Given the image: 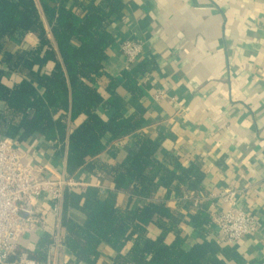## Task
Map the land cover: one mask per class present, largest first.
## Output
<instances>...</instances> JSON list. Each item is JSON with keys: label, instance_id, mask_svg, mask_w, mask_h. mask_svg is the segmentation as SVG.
I'll list each match as a JSON object with an SVG mask.
<instances>
[{"label": "crops", "instance_id": "0c3cea01", "mask_svg": "<svg viewBox=\"0 0 264 264\" xmlns=\"http://www.w3.org/2000/svg\"><path fill=\"white\" fill-rule=\"evenodd\" d=\"M61 3L73 6V0ZM118 8L121 16L112 24L114 40L103 63L105 75L98 82L103 101L112 99L113 105L100 107L99 113L109 118L119 111L137 119L139 131L146 137H162L154 159L174 173L180 174V167L194 163L200 166L204 176L199 191L167 195V190L159 187L153 200L181 212L180 236L185 238V248L202 241L199 232L185 223L188 214L204 203L212 219L225 208L219 194L235 190L238 207L256 219L258 231L228 246L220 243L212 222L204 236L235 252V257L217 255L224 264H264V0H120ZM124 39L143 44L132 65L141 67L134 74L132 90L130 83L124 85L126 60L119 49ZM22 44L34 47L37 38L29 33ZM22 44L9 43L17 48ZM112 81L116 84L109 92ZM159 92L164 96L157 99ZM56 137L51 129L45 135L13 142V147L25 164L40 167L45 177L78 180L80 185L70 191L83 194L95 188L101 198L112 194L118 208L127 206L128 193L116 190L108 171L98 167L113 168L122 162L133 148L134 134L122 139L105 134V149L92 160L91 171L67 166L70 143L66 139L62 147H56ZM138 200L140 205L147 201ZM32 205L42 227L21 236L18 247L37 252L42 235L59 234L64 238L65 230L61 215L52 212L47 194L36 197ZM62 205L63 197L61 212ZM67 216L78 224L85 219L84 213L73 207L67 209ZM160 233L156 225H148V237ZM174 238V232H169L164 240L171 243ZM97 241L100 256L95 264H112L118 252L103 240ZM129 247L127 243L120 254L125 255ZM71 260L66 247L59 250V264Z\"/></svg>", "mask_w": 264, "mask_h": 264}, {"label": "trees", "instance_id": "16d2710c", "mask_svg": "<svg viewBox=\"0 0 264 264\" xmlns=\"http://www.w3.org/2000/svg\"><path fill=\"white\" fill-rule=\"evenodd\" d=\"M119 3L73 0V6L67 7L61 0H38L49 38L35 0H0V138L20 143L54 129L56 147H62L66 139L70 143L67 166L91 171L92 160L105 149V134L117 139L134 134L133 148L122 162L113 168L98 167L108 171L116 190L128 193L127 206L118 208L112 194L101 198L95 188L83 194L64 191L60 221L64 245L73 257L66 264H95L100 256L97 238L118 252L112 264H224L218 254L236 255L230 247L221 248L204 236L212 223L204 203L185 222L199 232L202 241L185 248V238L180 236L181 212L153 201L159 187L167 195L199 191L204 176L200 166L194 163L174 173L154 159L162 137H146L137 119L119 111L109 118L99 113L100 107L113 105L112 99L103 101L98 82L105 75L103 63L114 40L112 24L121 16ZM29 33L37 38L34 47L22 44ZM12 42L22 45L12 47ZM140 70H124V85L130 83L132 90L134 74ZM115 84L110 82L107 90L111 92ZM140 198L147 201L140 205ZM69 207L84 213L82 224L67 216ZM151 223L161 231L155 238L147 236ZM169 232L175 238L166 243ZM51 239L44 234L37 242V252L25 251L43 262ZM127 243L130 247L121 255Z\"/></svg>", "mask_w": 264, "mask_h": 264}, {"label": "built area", "instance_id": "2783aa9c", "mask_svg": "<svg viewBox=\"0 0 264 264\" xmlns=\"http://www.w3.org/2000/svg\"><path fill=\"white\" fill-rule=\"evenodd\" d=\"M143 48L140 41L124 39L119 49L129 70L138 59ZM159 92L156 98H162ZM80 185L74 178L50 179L42 174L40 167H31L14 149L13 141L0 138V264H59L57 254L64 249V238L52 234L43 262L29 257L25 250L18 251V241L25 234H32L42 227L33 210V200L41 194L50 197L51 210L61 215V201L64 191ZM235 190L219 194L225 208L215 214V225L220 243L234 245L242 237L254 234L259 229L256 219L238 207Z\"/></svg>", "mask_w": 264, "mask_h": 264}, {"label": "rangeland", "instance_id": "374dc122", "mask_svg": "<svg viewBox=\"0 0 264 264\" xmlns=\"http://www.w3.org/2000/svg\"><path fill=\"white\" fill-rule=\"evenodd\" d=\"M229 246V245H228Z\"/></svg>", "mask_w": 264, "mask_h": 264}]
</instances>
